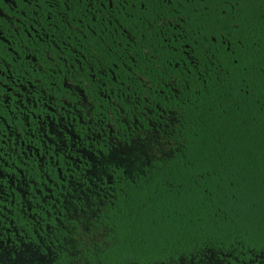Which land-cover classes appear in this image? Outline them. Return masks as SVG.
Instances as JSON below:
<instances>
[{"label": "trees", "instance_id": "trees-1", "mask_svg": "<svg viewBox=\"0 0 264 264\" xmlns=\"http://www.w3.org/2000/svg\"><path fill=\"white\" fill-rule=\"evenodd\" d=\"M112 2V37L98 29L53 39L59 47L80 44L81 66L94 77L71 76L89 96L88 116L75 114L81 107L73 97L58 107L81 127L83 148L105 154L108 140L95 141L92 131L109 136L113 128L126 142L133 123L147 128L173 116L172 154L132 178L109 166L97 188L89 161L69 167L60 158L46 167L50 181L35 165L34 195L16 199L15 229L2 230L3 245L39 247L42 238L57 245L67 194L78 192L105 235L101 248L85 251L90 264L175 263L207 252L223 264H257L264 256V0ZM53 252V264H68L67 252Z\"/></svg>", "mask_w": 264, "mask_h": 264}, {"label": "flooded vegetation", "instance_id": "flooded-vegetation-1", "mask_svg": "<svg viewBox=\"0 0 264 264\" xmlns=\"http://www.w3.org/2000/svg\"><path fill=\"white\" fill-rule=\"evenodd\" d=\"M114 21L112 0H0V245L2 230L15 229L16 199L34 195L35 165L50 181L46 167H58L60 158L82 164L75 148L52 146L51 131L67 117L58 103L90 100L71 76L83 83L94 77L81 66L80 44L59 47L53 39L96 36L98 29L112 37Z\"/></svg>", "mask_w": 264, "mask_h": 264}, {"label": "rangeland", "instance_id": "rangeland-1", "mask_svg": "<svg viewBox=\"0 0 264 264\" xmlns=\"http://www.w3.org/2000/svg\"><path fill=\"white\" fill-rule=\"evenodd\" d=\"M78 105L81 108L75 107V114L79 115L81 119L83 114L86 116L90 114L89 100L83 99ZM65 116L67 117L61 118L51 131L52 146L64 147L66 150L73 147L78 155L76 160L89 161L91 167L87 169V175L90 178V187L97 188L100 178L107 177L109 166L122 167L126 175L132 178L150 167L154 161L166 159L172 154L174 146L171 141L172 128L175 124L173 116L157 122L150 120L147 128L141 124L133 123V129L130 130L126 142L115 136L117 133L113 128L110 129L109 136H106L107 129H102V132L92 131L91 136L95 141H104L105 138L108 140L106 154L94 146H91V150L83 148L79 141V132L81 131L75 130V127H78L79 130L81 127L75 125L74 117L66 112ZM74 138H77L78 142L74 143ZM71 184L76 185L72 181ZM89 192L92 193V189ZM69 194H67V213L64 216L63 230L65 234L60 233V242L55 241L57 245H54L51 241L42 238L39 247L1 244L0 264H53L58 259L57 254L53 252L57 246L67 252L68 264H90L85 259V251L101 248L105 235L94 227L96 211L93 210L91 200L83 199V194L80 195L78 192ZM165 264H223V262L217 254L207 252L192 258H182L175 263ZM257 264H264V256L259 259Z\"/></svg>", "mask_w": 264, "mask_h": 264}, {"label": "snow or ice", "instance_id": "snow-or-ice-1", "mask_svg": "<svg viewBox=\"0 0 264 264\" xmlns=\"http://www.w3.org/2000/svg\"><path fill=\"white\" fill-rule=\"evenodd\" d=\"M169 3H171V0H168ZM237 3L244 2V3H251L252 0H236Z\"/></svg>", "mask_w": 264, "mask_h": 264}]
</instances>
